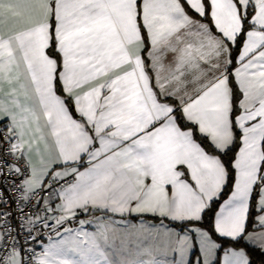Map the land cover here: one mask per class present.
Segmentation results:
<instances>
[{"label": "snow or ice", "instance_id": "obj_1", "mask_svg": "<svg viewBox=\"0 0 264 264\" xmlns=\"http://www.w3.org/2000/svg\"><path fill=\"white\" fill-rule=\"evenodd\" d=\"M67 2L71 7L74 0ZM108 3L109 0H85L70 11L69 27L80 26L70 33L64 47L56 26L58 16L49 28L51 39L45 51L53 64L57 59L62 60L57 84L102 63L100 52L106 43L103 19ZM137 3L143 6L139 14L146 31H151L147 21L149 3L156 9L153 20L165 44L168 37L193 23L187 12L200 17L196 22L198 30L187 32V36L210 40L212 32L224 33L235 53L230 55L228 69L234 81L238 62L243 59L242 49L246 54L264 44V31H261L264 0H231L234 17L224 9L214 11L213 0H137ZM221 21L228 24L227 30ZM164 28L168 29L166 33ZM88 52L93 54L81 55ZM78 55L80 62L76 61ZM195 56L191 50H182L181 63H194ZM261 58L264 53L258 57ZM60 67L56 65L57 69ZM108 89L110 95L102 106L106 110L94 107L98 103L95 98L76 108L75 114L84 117L87 126L95 125L97 136L110 125L119 130L120 121L131 118L137 104L126 84L113 81ZM231 90L226 127L219 115L207 111L208 101L204 96L186 107L168 109L173 113L172 121H180L175 128L183 130L178 135L189 146L186 160L176 165L177 169L186 171H176L174 179L165 185L170 190L171 202L152 201L146 194L143 206L129 207L127 201H114V206L109 207L103 200L92 198L89 207L87 199H78L77 189L95 180L103 169L110 167L111 160L99 159L107 142L102 138L94 142L69 114L70 135L75 143L69 145L65 162L77 164L73 170L78 173L77 183L60 193L66 215L54 224L43 225L39 236L34 230L26 229L20 219L25 214L31 215L26 207H17L20 196L11 194L22 173L18 166L13 169L7 159L12 155L10 141L0 137V237L15 230L17 238L12 246L21 249L23 264H257L258 261L264 264V175L261 174L264 173V100L259 101L254 111L245 114L247 96L262 93L254 87L246 91L238 81L232 83ZM177 111L182 113L180 117L174 115ZM162 115L157 112L158 118ZM197 125L208 147L218 155H211L200 143H192L191 130ZM5 144L9 147H4ZM89 144L94 151L89 152ZM21 191L17 189L18 193ZM8 248L0 239V264H16Z\"/></svg>", "mask_w": 264, "mask_h": 264}, {"label": "crops", "instance_id": "obj_2", "mask_svg": "<svg viewBox=\"0 0 264 264\" xmlns=\"http://www.w3.org/2000/svg\"><path fill=\"white\" fill-rule=\"evenodd\" d=\"M83 3L85 0H74L70 7L67 0H0V124L8 131L14 152L27 164L25 192L71 176L60 190L58 201L50 207L55 221L66 215L60 193L77 183L78 173L73 171L77 164L65 162L69 145L75 143L70 135L69 114L94 142L101 138L107 142L99 159L111 160L110 167L95 180L77 189L78 199H87L89 207L92 198L103 200L109 207L114 201H127L129 207H136L144 205L146 194L152 201L171 202L165 185L174 179L176 171H186L176 165L186 160L189 146L179 137L178 132L183 130L175 128L179 123L172 121L169 108L186 107L204 96L207 111L219 115L226 127L232 95L230 79L242 83L246 91L254 87L262 93L247 96L245 114L264 100V58L258 59L264 53V44L246 54L242 49L243 59L238 62L234 81L228 74L231 43L224 33L212 32L210 40L187 36V32L198 30L196 22L200 20L187 12L193 23L180 28L165 44L153 20L156 9L149 3L147 21L151 31H146L139 14L143 6L137 0H109L103 19L106 43L100 52L102 63L57 84L62 60L53 64L45 51L51 39L49 28L58 16L56 26L64 47L70 33L80 26L69 27V13ZM221 9L235 16L231 0H213V10ZM221 24L228 29L227 23ZM182 50L196 54L194 63H181ZM81 55L76 57L77 62ZM56 65L61 67L57 69ZM113 81L126 84L137 104L132 117L120 121L119 130L110 125L97 136L95 125L87 126V120L75 114L76 108L95 98L98 103L94 107L106 110L102 106ZM157 112L164 115L158 118ZM169 122L171 125L165 127ZM191 133L192 143H198L193 130ZM87 147L89 152L95 150L92 144Z\"/></svg>", "mask_w": 264, "mask_h": 264}, {"label": "built area", "instance_id": "obj_3", "mask_svg": "<svg viewBox=\"0 0 264 264\" xmlns=\"http://www.w3.org/2000/svg\"><path fill=\"white\" fill-rule=\"evenodd\" d=\"M0 137H2L3 140L10 141L11 144L9 133L3 126H0ZM4 147L7 148L9 145L5 144ZM10 151L12 152V155L7 157V159L12 164L13 169L18 166V169L22 173L21 181L17 184L16 188L12 189L11 194L13 196L19 195L21 198L17 207H26L28 211L31 212V215L25 214L20 217L23 221L24 227L26 229L34 230L35 235L39 236L42 234L43 225H47L50 222L53 224L55 223V220L52 218V210L50 207L58 201L60 190L71 181V176L62 180H53L42 188L25 192L24 181L27 177V164L19 154L14 152L12 146L10 147ZM17 189H21L22 191L18 193ZM69 223L71 222L69 221ZM62 230L63 228L61 227L60 231ZM16 238L15 230H13L12 234L5 232L4 236L0 237L5 244L9 245V253H11L12 256L17 255L20 259V264H23V254L21 249L17 246H12V241L16 240Z\"/></svg>", "mask_w": 264, "mask_h": 264}, {"label": "trees", "instance_id": "obj_4", "mask_svg": "<svg viewBox=\"0 0 264 264\" xmlns=\"http://www.w3.org/2000/svg\"><path fill=\"white\" fill-rule=\"evenodd\" d=\"M191 14V12H189ZM49 53V52H48ZM235 53L232 52V46L230 47V55H234ZM232 83H234L231 79H230V87L232 85ZM57 91L60 93L59 88H57ZM177 117H180V115H177ZM178 123H180V121L178 120ZM0 126H3L2 124H0ZM4 127V126H3ZM5 128V127H4ZM193 130V137L194 139L200 143L203 147H205V149L210 153V154H214V155H218L217 151H213L212 148H209L207 145V142L203 139V137L201 135H199L195 129V127L192 129ZM258 259V257H257ZM257 264H260V262L258 261Z\"/></svg>", "mask_w": 264, "mask_h": 264}, {"label": "rangeland", "instance_id": "obj_5", "mask_svg": "<svg viewBox=\"0 0 264 264\" xmlns=\"http://www.w3.org/2000/svg\"><path fill=\"white\" fill-rule=\"evenodd\" d=\"M13 258H14L16 264H20V259L17 255L13 256Z\"/></svg>", "mask_w": 264, "mask_h": 264}]
</instances>
